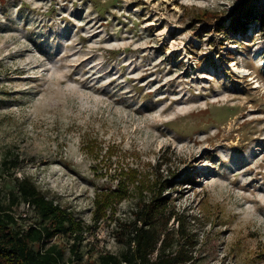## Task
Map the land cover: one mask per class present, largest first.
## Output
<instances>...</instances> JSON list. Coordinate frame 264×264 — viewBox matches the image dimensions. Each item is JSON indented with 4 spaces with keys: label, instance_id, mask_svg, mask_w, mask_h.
Wrapping results in <instances>:
<instances>
[{
    "label": "rangeland",
    "instance_id": "obj_1",
    "mask_svg": "<svg viewBox=\"0 0 264 264\" xmlns=\"http://www.w3.org/2000/svg\"><path fill=\"white\" fill-rule=\"evenodd\" d=\"M241 1L0 0V194L30 177L72 215L64 264L121 256L159 194L187 264H264V32H218Z\"/></svg>",
    "mask_w": 264,
    "mask_h": 264
},
{
    "label": "trees",
    "instance_id": "obj_2",
    "mask_svg": "<svg viewBox=\"0 0 264 264\" xmlns=\"http://www.w3.org/2000/svg\"><path fill=\"white\" fill-rule=\"evenodd\" d=\"M256 25L264 32V3L262 0H242L229 16L228 26L220 25L218 32L247 35ZM3 169L14 171L20 165L18 158L6 159ZM17 190L5 200L0 194V264H64L63 251L57 245L48 246L59 233L80 230L72 215L54 200L49 199L30 177L15 178ZM99 198L98 204L109 207L114 197ZM29 206L40 217L41 223L24 229L14 214L21 205ZM170 204L159 196L142 201L134 210V221L124 226L131 231L129 248L121 256L109 254L100 258V264H187L193 256L180 247L171 250L173 231L162 230L160 221L169 215ZM39 225V226H38ZM132 228V229H131ZM182 227L175 234L182 233ZM39 246L38 249L35 246ZM41 246V247H40ZM78 254V246L72 248ZM81 260V257L78 258ZM74 263L73 261L70 263Z\"/></svg>",
    "mask_w": 264,
    "mask_h": 264
}]
</instances>
